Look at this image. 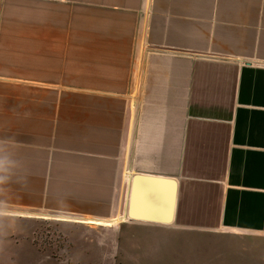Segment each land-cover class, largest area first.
I'll return each mask as SVG.
<instances>
[{"label": "crops", "instance_id": "obj_1", "mask_svg": "<svg viewBox=\"0 0 264 264\" xmlns=\"http://www.w3.org/2000/svg\"><path fill=\"white\" fill-rule=\"evenodd\" d=\"M29 211L264 235V0H0V218Z\"/></svg>", "mask_w": 264, "mask_h": 264}, {"label": "rangeland", "instance_id": "obj_2", "mask_svg": "<svg viewBox=\"0 0 264 264\" xmlns=\"http://www.w3.org/2000/svg\"><path fill=\"white\" fill-rule=\"evenodd\" d=\"M29 212L0 218V264H264V235L212 225L138 234L114 222Z\"/></svg>", "mask_w": 264, "mask_h": 264}, {"label": "water", "instance_id": "obj_3", "mask_svg": "<svg viewBox=\"0 0 264 264\" xmlns=\"http://www.w3.org/2000/svg\"><path fill=\"white\" fill-rule=\"evenodd\" d=\"M137 180H143L142 182L145 183V190H143L142 196L145 192H148L149 188L152 187V192L150 195L151 198H155L157 192L155 191L157 188L164 187V191L166 194V197L168 195V202H169V212H166L164 216H154L155 221H161V222H170L173 215L174 210V204H175V197H176V181L172 178H158L153 176H147V175H141V174H134L132 177V182ZM131 182V186H133V183ZM137 183V182H136ZM137 185H134V188L132 187L131 193H130V202L131 203V196H134V198L137 196ZM134 189V193H133ZM158 191V190H157ZM139 192V191H138ZM163 195V192L161 193ZM132 209V210H131ZM129 216H134L136 218L140 217H147L148 215H141L138 213H133V208L131 206L128 209Z\"/></svg>", "mask_w": 264, "mask_h": 264}]
</instances>
